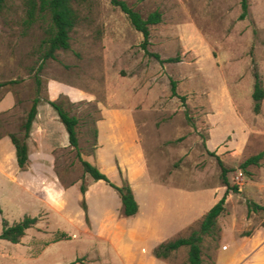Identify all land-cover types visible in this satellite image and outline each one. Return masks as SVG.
Returning a JSON list of instances; mask_svg holds the SVG:
<instances>
[{"label": "rangeland", "instance_id": "obj_1", "mask_svg": "<svg viewBox=\"0 0 264 264\" xmlns=\"http://www.w3.org/2000/svg\"><path fill=\"white\" fill-rule=\"evenodd\" d=\"M125 1L143 16L161 12L145 46L142 33L112 0H84L69 48L45 59L39 47L48 14L26 23L22 1L10 0L0 18V81L12 80L0 85V137L22 136L33 97L44 103L58 86L56 99L78 117L73 147L63 141L64 124L50 116L47 103H38L49 131L36 125L28 167H16L0 141V230L2 217L13 222L25 214L37 216L19 242L0 238V264H127L123 260L144 252L145 245L153 246V253L159 243L198 229L223 195L218 158L237 189L229 190L217 216L219 233L203 235L202 264H213L229 238L243 239L264 224V210L247 206L264 194L253 181L264 176V158L246 170L240 167L264 149V98L255 112L251 95L254 64L264 88V0H248L243 18L240 0ZM155 53L178 60L162 61ZM47 136L56 140L51 147ZM12 155L15 160L14 150ZM80 158L116 183L120 168L131 183L137 212L124 215L115 189L94 180ZM14 178L30 181L37 196ZM81 181L87 187L88 221ZM166 257L190 264L188 245Z\"/></svg>", "mask_w": 264, "mask_h": 264}, {"label": "trees", "instance_id": "obj_2", "mask_svg": "<svg viewBox=\"0 0 264 264\" xmlns=\"http://www.w3.org/2000/svg\"><path fill=\"white\" fill-rule=\"evenodd\" d=\"M24 11L23 21L26 23H32L37 18L42 17L45 14L49 15V22L46 25V34L40 41V53L43 59L48 57H55L57 50L67 49L70 46V33L78 24L81 19L79 11V5L84 0H21ZM115 4L126 13L130 19L132 25L139 30L143 35L142 44L145 46L149 42L150 37V25L159 22L162 18L161 12L158 9L150 11L146 16H143L138 10L130 6L125 0H112ZM10 0H0V18L6 17V12L10 8ZM241 11L240 18H243L248 13L249 2L248 0H240ZM157 59L162 61H174L178 60L177 56H168L161 58L155 53ZM253 110L258 112L261 107V101L264 98V88L260 78L259 71L256 64L253 66ZM12 80L0 81V85L10 83ZM176 82L172 80L171 89L172 93H176ZM40 101L38 96H34L30 104L29 109L26 112L25 119L23 120L21 127L23 129L22 136L17 135L14 132H9L8 135L15 147V156L17 165L23 168L28 161V144L27 139L30 136V129L32 121L35 118L38 109L37 105ZM57 112L58 118L64 124L68 134L69 145L73 147L78 146L77 136V123L78 117L75 114L70 113L66 108L63 101L59 99L45 98ZM94 137L97 136V128L94 130ZM264 158V149L249 155L241 163L240 167L246 170L249 164H259L260 160ZM81 164L85 172H87L94 180H104L111 185L117 192L120 202L122 213L126 216L134 215L138 210V202L134 195L132 186L128 178L122 175L121 169V182L116 183L112 181L108 175L95 163L80 158ZM218 163L221 167V178L226 185V189L223 195L206 211L204 214L199 228L193 229L187 236H178L172 240L159 243L153 249V253L156 256H167L168 253L179 247L180 245H188V261L190 264H201V245L200 242L203 239L204 234L219 233V226L217 224V216L224 210V202L229 190L236 191L237 185L230 184L227 171L229 168L223 164L218 158ZM86 184L81 181L79 184V190L81 193V207L84 211L85 220L88 221L87 203L85 199ZM249 211L264 210V205L251 199L247 202ZM2 207L0 205V212ZM37 221V216L25 214L21 219L9 223L6 217H2V227L0 230V238L8 239L12 242H19L21 237L25 234L28 227L34 225ZM65 235V232L63 233Z\"/></svg>", "mask_w": 264, "mask_h": 264}, {"label": "crops", "instance_id": "obj_3", "mask_svg": "<svg viewBox=\"0 0 264 264\" xmlns=\"http://www.w3.org/2000/svg\"><path fill=\"white\" fill-rule=\"evenodd\" d=\"M60 91H62L60 86H58L57 90L54 93H50V91H49L48 98L49 99H56L57 96L59 95ZM67 93H69V92H67ZM70 98L72 100H74L75 97L70 96ZM44 103L48 104V106H46V107H47V111L49 112L50 116L52 115L54 119L56 117H58L57 112H56V116L54 114V111H53L54 108L47 101H44ZM44 103H39V107L42 106V104H44ZM39 115H40V108H39V111L37 112L35 118L32 121L31 129H30V136L27 139L28 161L25 165L26 167H28V165L31 162V146L30 145L34 139L32 133L35 132L36 125L41 126L42 129L48 135L49 129L44 126V122L42 121V119L39 118ZM58 125L61 129H63V124L58 123ZM47 137H48V145H49V147H51V145H53V143L56 140L53 138L50 139L49 136H47ZM0 141L6 144L8 157L12 161H16V156H15V160H14L13 155H12V151L13 150L15 151V147H14L12 142L11 143L9 142V141H11L9 135L8 134L2 135L0 137ZM63 141H66L69 143L68 134L66 136V133L64 132V130H63ZM40 159H42V160H38L39 163L44 166L45 162L43 161V158L40 157ZM16 164H17V161H16ZM16 167H19V166L17 165ZM0 169H1V162H0ZM14 180H16L18 185L23 186L26 189V191H30L32 194L37 196V192H35V190L33 188V184L30 181L22 180L19 178H14ZM253 181L255 183L260 184V186L263 188L262 192L264 193V176H263V174H259L257 176V179H255ZM263 198H264V194L262 197H260V199H257L255 201L264 205V199ZM9 223H12V222H9ZM145 247H146V249L144 252H142V253L140 252L137 256H134L133 258H130V256L128 255L127 258L124 259L123 261L127 264H129V262H139V264H151L152 262L154 264H174V263H172V261L168 260V258L166 256H156L154 253H152L153 246L145 245ZM201 258H202V260H201V264H202V262H205L202 252H201ZM213 262H214L213 264H264V224L262 226H260L259 228L255 229L254 231H252L247 237H245L243 239H237L235 237L229 238V245L226 246V248L219 247L216 250V254H215V258H214Z\"/></svg>", "mask_w": 264, "mask_h": 264}]
</instances>
